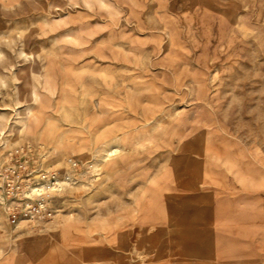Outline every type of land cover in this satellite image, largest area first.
<instances>
[{
    "label": "rangeland",
    "instance_id": "obj_1",
    "mask_svg": "<svg viewBox=\"0 0 264 264\" xmlns=\"http://www.w3.org/2000/svg\"><path fill=\"white\" fill-rule=\"evenodd\" d=\"M26 144L79 170L0 206V264H264V0H0V165Z\"/></svg>",
    "mask_w": 264,
    "mask_h": 264
},
{
    "label": "built area",
    "instance_id": "obj_2",
    "mask_svg": "<svg viewBox=\"0 0 264 264\" xmlns=\"http://www.w3.org/2000/svg\"><path fill=\"white\" fill-rule=\"evenodd\" d=\"M36 151L30 144L19 146L9 151L0 165V206L13 226L24 220L45 219L52 195L65 190L73 182V172L79 170L73 158L65 161L68 171L45 170L35 159Z\"/></svg>",
    "mask_w": 264,
    "mask_h": 264
}]
</instances>
